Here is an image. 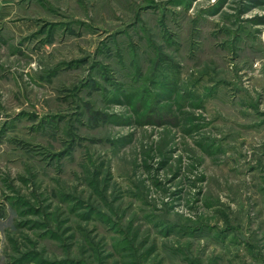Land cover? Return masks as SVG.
<instances>
[{"label":"rangeland","instance_id":"374dc122","mask_svg":"<svg viewBox=\"0 0 264 264\" xmlns=\"http://www.w3.org/2000/svg\"><path fill=\"white\" fill-rule=\"evenodd\" d=\"M0 46V264H264V0H31Z\"/></svg>","mask_w":264,"mask_h":264},{"label":"crops","instance_id":"0c3cea01","mask_svg":"<svg viewBox=\"0 0 264 264\" xmlns=\"http://www.w3.org/2000/svg\"><path fill=\"white\" fill-rule=\"evenodd\" d=\"M31 0H0V46L20 45L31 30Z\"/></svg>","mask_w":264,"mask_h":264}]
</instances>
